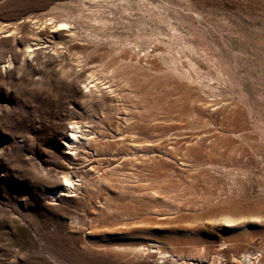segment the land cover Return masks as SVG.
<instances>
[{
	"label": "rangeland",
	"instance_id": "rangeland-1",
	"mask_svg": "<svg viewBox=\"0 0 264 264\" xmlns=\"http://www.w3.org/2000/svg\"><path fill=\"white\" fill-rule=\"evenodd\" d=\"M0 264H264V0H0Z\"/></svg>",
	"mask_w": 264,
	"mask_h": 264
},
{
	"label": "bare ground",
	"instance_id": "bare-ground-1",
	"mask_svg": "<svg viewBox=\"0 0 264 264\" xmlns=\"http://www.w3.org/2000/svg\"><path fill=\"white\" fill-rule=\"evenodd\" d=\"M62 27V26H61ZM65 27V26H64ZM76 128V127H74ZM75 129H73L70 133V139L67 142V145L73 144L72 142L75 139ZM72 186V183L68 179H64V187L67 189H70ZM244 259H246V262H249L248 256H244Z\"/></svg>",
	"mask_w": 264,
	"mask_h": 264
}]
</instances>
